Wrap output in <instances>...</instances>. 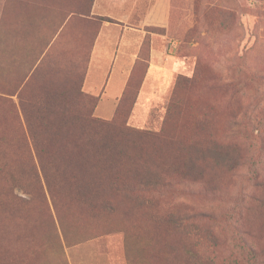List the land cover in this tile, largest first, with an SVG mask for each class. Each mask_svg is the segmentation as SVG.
<instances>
[{
    "label": "rangeland",
    "instance_id": "obj_1",
    "mask_svg": "<svg viewBox=\"0 0 264 264\" xmlns=\"http://www.w3.org/2000/svg\"><path fill=\"white\" fill-rule=\"evenodd\" d=\"M4 2L0 264H248L241 238L264 264V0H175L169 25L149 29L165 36L163 62L147 80L140 62L124 113L112 114L110 90L97 127L60 103L101 27L92 0H17L20 32L16 0ZM134 4L136 20L148 4ZM33 68L35 84L14 92ZM214 145L236 149L235 163L215 165ZM201 212L210 218L178 223Z\"/></svg>",
    "mask_w": 264,
    "mask_h": 264
},
{
    "label": "crops",
    "instance_id": "obj_2",
    "mask_svg": "<svg viewBox=\"0 0 264 264\" xmlns=\"http://www.w3.org/2000/svg\"><path fill=\"white\" fill-rule=\"evenodd\" d=\"M144 1L148 5L145 10L140 11L136 20L133 17L135 13L133 11L137 6L134 0L94 1L93 17L110 18L115 21V23L103 22L91 51L84 80V91L100 98L95 111L97 115H99L98 111L107 105L108 100L105 101V99L109 98V92L113 89H116V95L112 99V114L116 112L133 69L140 58L142 44L148 35H150L151 45L145 80L149 79L158 65L163 62L166 50L165 36L159 32H151L149 29L166 28L169 25L171 0ZM4 9L5 2L0 0V23L4 22ZM13 13L14 31L20 32L21 6L17 0Z\"/></svg>",
    "mask_w": 264,
    "mask_h": 264
},
{
    "label": "trees",
    "instance_id": "obj_3",
    "mask_svg": "<svg viewBox=\"0 0 264 264\" xmlns=\"http://www.w3.org/2000/svg\"><path fill=\"white\" fill-rule=\"evenodd\" d=\"M94 1L95 0H92L91 2V5H90V11H91V15H92V6L94 4ZM173 3H172V6H171V9L173 8V4H175V0H172ZM93 17V16H92ZM94 20H99L101 21V26L103 24V22H111V23H115V21L113 19H110V18H104V17H99V18H96V17H93ZM101 28V27H100ZM100 31V29H99ZM99 31H97L95 33V36H94V41H93V44L91 46V49H90V55L88 57V60H87V64H86V67H85V70L83 72V74L79 75L78 72L76 73H72L70 70L71 68L69 69V74H67V77H66V81L64 82V84H62L63 88L65 89V93L63 95V97H60V103L63 105V107H70L71 104L70 103H73L75 102L77 105H80L82 106L83 108V112L85 115V118L87 120V122L94 126V127H97V126H100L103 121L100 119V118H96L94 117V114H95V111H96V107L98 106V103L100 101V98L97 97V96H94V95H90L88 93H86L84 91V80H85V77H86V72H87V68H88V64H89V61H90V56H91V51H92V48H93V45L95 43V40H96V37L99 33ZM47 37V36H46ZM147 41H150L149 37H146ZM14 43H15V40H14ZM147 48H148V51H147ZM35 51V56H33V52ZM147 51V57L144 56V52ZM49 51H46L43 58L41 59L40 63L42 61H44L46 63V67L47 65L49 64V60H50V53L48 54ZM16 53V50L15 52ZM29 58H30V61L32 60V62L34 63L35 61L38 62V58H37V50L34 49L32 52L30 51V54H29ZM150 58V44L146 47L143 48L142 46V49H141V53H140V58L138 59L134 69H133V72H132V75H131V78L126 86V89L124 91V94L122 96V98L120 99V102H119V105L117 107V110H116V113H115V116L120 114V113H124V110L128 107L127 105V102L129 100V96L126 94V91H127V88H128V85L129 83L132 81V79L135 77V74H136V68L138 65H140L142 63H144L145 65V74L143 75V78L145 79L146 77V74H147V71H148V60ZM35 66V65H34ZM37 69V68H36ZM36 69L33 68V70L31 69V74L29 73L28 77L26 76H23L24 75V72H22V70L19 71L18 73V81L16 82L15 86H14V92H17L19 90V88L22 86V84L27 85L28 82H29V85L32 86L35 84V71ZM73 69H76L78 70V66H75L73 67ZM22 80L24 82H22ZM135 102V100H134ZM134 104V103H133ZM130 108H132V105L130 106ZM129 108V109H130ZM115 121V120H114ZM113 121V123H114ZM210 151L213 153L214 155V164L215 165H221V164H225L228 166H232V164L235 163L236 161V149H231L230 148V152L228 153H221L219 152L218 150V147L217 145H214L211 147ZM162 159L165 161V158L162 156ZM241 159V158H240ZM172 161V160H170ZM238 161V160H237ZM257 164L255 162L252 161L251 159V163H249V167L251 168V173L254 174V176L257 178L258 175L260 174V171L259 169L257 168L256 166ZM33 171L35 173V177L37 178V180L39 182L42 183V178L48 182V179H49V171H50V167L49 165L46 163V162H43V161H37L33 164ZM10 180L11 182L13 183V185H16L19 181L17 175L15 174H11L10 175ZM184 180H181L180 183H183ZM175 180L173 178H168V179H164V184L166 185H175ZM157 182H153L151 183L150 185H156ZM49 185V183H48ZM260 186H264V182L261 181L260 182ZM193 215V216H192ZM180 217H184L183 218H180L178 223L179 222H185V221H189L190 220V217L191 218H210V214H207L206 212H201L199 214H186L184 216H180ZM238 232L242 235V233L240 232V230H238ZM242 243V247L244 249V252L245 254L247 255V263L248 264H259V261H260V256L259 254L250 246L248 245V243L244 240V238L240 240ZM188 254L192 263L193 261L195 260V255H193V253L189 252ZM252 263H250V262Z\"/></svg>",
    "mask_w": 264,
    "mask_h": 264
}]
</instances>
